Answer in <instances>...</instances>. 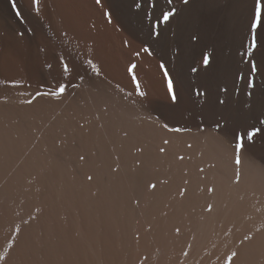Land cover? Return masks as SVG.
<instances>
[{"label": "bare ground", "instance_id": "6f19581e", "mask_svg": "<svg viewBox=\"0 0 264 264\" xmlns=\"http://www.w3.org/2000/svg\"><path fill=\"white\" fill-rule=\"evenodd\" d=\"M254 8L255 0H0V83H19L0 98L36 97L0 108V264H224L232 252V264H264V23L251 29ZM148 53L176 100L155 80L147 101L108 93L131 86L137 67L128 68ZM60 85V103L84 116L71 111L82 120L70 128L65 111L54 130L99 150L75 168L58 165L54 141L39 147L20 124L36 120Z\"/></svg>", "mask_w": 264, "mask_h": 264}, {"label": "rangeland", "instance_id": "374dc122", "mask_svg": "<svg viewBox=\"0 0 264 264\" xmlns=\"http://www.w3.org/2000/svg\"><path fill=\"white\" fill-rule=\"evenodd\" d=\"M152 0H138V3L139 4H148V3H150ZM145 21H147V22H151L147 17H145ZM146 55H148L147 57H140V61H138L139 62V64H138V62L136 63V67H137V76L138 77H136V82L137 83H139V86H140V91L141 92H143L144 93V91H145V93H144V95L145 94H147L146 92L147 91H149V88L151 87L150 86V84H153V81L155 80V82L157 81L158 82V85L160 86V84H161V86L162 87H164V89L166 90V92L168 93V99L169 100H172V93H170L169 92V89H168V79H167V77L165 76V74H164V72L162 71V67L160 66L161 64H159L160 62L156 59V57L155 56H153V55H151L150 53H148V54H146ZM143 59V60H142ZM150 59H152V60H150ZM142 60V61H141ZM148 60V61H147ZM154 61V62H153ZM29 64V63H28ZM28 64L26 63L24 66V68L22 69V71H21V73L22 74H26V76L27 77H30L31 76V74H32V68L30 67V64H29V66H28ZM150 64V65H149ZM139 65V66H138ZM65 66H66V64H65ZM29 67V68H28ZM47 67H49V65L47 66ZM150 67V68H149ZM26 69H28V70H26ZM41 69H42V67H41ZM147 69V70H146ZM158 69V70H157ZM43 70H46V67L43 69ZM158 71V72H157ZM25 72V73H24ZM34 72V71H33ZM20 73V74H21ZM149 73V74H148ZM28 74V75H27ZM30 74V75H29ZM147 74V75H146ZM23 75V76H24ZM157 75H159V76H157ZM157 76V77H156ZM152 78V79H151ZM157 78H158V80H157ZM162 80H163V82H162ZM13 81V82H12ZM15 80L14 79H12V80H8V81H5V82H2V83H0L1 85H0V94L1 93H8L7 91H10L8 88H9V86H11V85H17V84H19V83H17V82H14ZM17 83V84H16ZM4 84V85H3ZM10 84V85H9ZM132 84V83H131ZM164 84V85H163ZM5 86V87H4ZM19 86V85H18ZM136 83H134L133 82V84L131 85V86H127V87H125L124 89H121V90H109V89H107V90H109L108 91V93H111V92H113V93H121V95H126L128 98L129 97H133L134 99H137V98H139V94H138V92H137V90H136ZM160 86V87H161ZM132 87V88H131ZM141 87H143V88H141ZM2 88H3V91H2ZM28 88H30V87H27V89ZM128 88V89H127ZM5 89H7V90H5ZM50 90H52L51 92H53V91H56V89L54 90V89H50ZM80 90V91H79ZM147 90V91H146ZM5 91V92H4ZM18 92V91H20L19 89L17 90H15V92ZM58 91V90H57ZM82 91V93H84V90H83V88L81 87V89L80 88H76V89H74V95H76V94H78V95H80V92ZM98 91H103V93H105V91L106 90H104V89H100V90H98ZM112 93V94H113ZM132 93V94H131ZM170 93V94H169ZM22 95H25L24 93H22ZM82 96H84V94L82 95ZM149 96V95H148ZM27 96L25 95V100H24V102H23V104H18V103H14V102H12L11 100H9V101H4V99H2V98H0L1 100H0V108H3V107H8V108H12V109H18L21 105H23V106H32L34 103V101H35V96H34V98L33 99H28L27 100V98H26ZM143 97V96H142ZM38 98V97H37ZM64 98V97H63ZM84 98V97H83ZM132 98V99H133ZM146 101H147V99L149 100V99H152V98H149V97H146V95H145V97H143ZM155 98H156V96H155ZM140 99H142V98H140ZM61 100H62V98H61V95H58V96H51V97H49V100L47 101V102H44L43 103V106H45V108H43V110H40L41 109V107L40 108H38V106L39 105H37V107H36V109H38V110H36V112L38 113V114H36L37 116H40L41 115V113H43V112H45V110H46V112L45 113H43L44 114V116L43 115H41V117H37L36 116V120H35V118H34V120H31V121H29V120H27V122L26 121H20V124L23 126L24 124H26V126H25V130H26V132L27 133H29L30 135H31V138H33L34 137V139H35V141H36V143H37V145H39L40 143H39V141L41 140V139H44V141H45V144L47 145V144H51V146L53 145V150H52V147L51 148H49L50 149V151L48 152L49 153V155H50V153H51V155H50V157H51V159H52V156L54 157L52 160H54L56 163H58V165H68V166H70V167H73V168H75V167H78V166H80V165H82V164H85V162H87V159L89 160V157H90V149L91 148H93V155H94V158L93 159H97L98 157H99V150H98V148L96 147V144H94V143H86V144H84V143H81V141L80 140H82V138L81 137H79L76 133H66V134H64V136H65V138L64 137H62V135H63V133H59V132H57V131H55L54 129H55V127L57 126V122L59 123L60 122V116L65 112V111H68V113L69 114H71L72 116H68L67 115V117H65V119H67L68 121H69V123H73L74 125H72L73 127H70V128H74V126L76 127H78L79 126V124L81 123V122H79V121H81L82 119H79V117H75L74 115V113L76 112V111H74L75 109L77 110V111H79L80 110V107L79 106H77V108L75 107L73 110H72V108H73V106H74V102L73 103H70V105H67V104H65V103H63V104H61L60 102H61ZM4 101V102H3ZM28 101V102H27ZM31 101V102H30ZM131 103H129L128 104V108L129 109H132L133 108V100H129ZM46 103V104H45ZM48 108V110H47V108ZM92 112H93V109H90ZM39 111V112H38ZM71 111H73L74 113H70ZM74 114V115H73ZM78 114L80 115V116H84V112H81V111H79L78 112ZM60 115V116H59ZM57 116H59V117H57ZM85 116H87V115H85ZM73 117V118H72ZM39 118V119H38ZM61 118H63V117H61ZM70 118H71V120H70ZM64 119V121H65V124H66V121L67 120H65ZM72 119L74 120V122L72 121ZM92 119V117H86V120H89L88 121V123H90V120ZM37 120H38V122H37ZM41 121V123H39L40 121ZM35 123H34V122ZM67 121V122H68ZM31 122H33V123H31ZM85 122V123H84ZM29 123V124H28ZM69 123H67V124H69ZM79 123V124H78ZM83 123V125L84 124H86L87 123V121H83L82 122ZM87 123V124H88ZM31 124V125H30ZM35 125V126H33V125ZM76 124V125H75ZM92 124H96V123H92ZM28 125V126H27ZM82 125V126H83ZM30 126H32L31 128H33V130H34V132L32 131V129L30 128ZM29 127V129H27ZM36 127V128H35ZM39 127V128H38ZM70 128H69V130H70ZM35 129H36V131H35ZM37 129H39V131L37 130ZM29 130V131H28ZM53 130V131H52ZM33 132V133H31V132ZM51 131V132H50ZM35 133V134H34ZM57 133H59V134H62V135H59V134H57ZM49 134V135H48ZM70 134V135H69ZM29 135V136H30ZM33 135H35V136H33ZM33 136V137H32ZM62 137V139H60ZM79 137V138H78ZM81 138V139H80ZM101 138L103 139V136H102V134H101ZM34 139H32V143H33V140ZM46 139H49V140H51V141H48V140H46ZM53 139H55V140H53ZM57 139H59V141H61L62 143H59L58 141H57ZM49 142V143H47V142ZM52 141H54V143L52 144ZM57 143H59V144H57ZM41 143H44L43 141H40ZM44 144V145H45ZM57 144V145H56ZM41 145H43V144H41ZM41 145H39V147L41 146ZM41 146L42 148H44V147H46V145L45 146ZM55 146V147H54ZM48 148V145H47V147H46V149ZM110 148H111V146H110ZM49 149H47V150H49ZM112 149V148H111ZM113 150V149H112ZM52 151H53V153H52ZM87 151H88V154H87ZM108 151H109V157H110V160L111 161H113V158H114V155H113V152L110 150V149H108ZM26 152H25V150H23V152H22V154H25ZM53 154V155H52ZM81 156H83L84 157V159L83 160H81L80 159V157ZM103 156V155H102ZM99 159V158H98ZM84 161V162H83ZM83 162V163H82ZM55 163V164H56Z\"/></svg>", "mask_w": 264, "mask_h": 264}, {"label": "snow or ice", "instance_id": "6c2138e0", "mask_svg": "<svg viewBox=\"0 0 264 264\" xmlns=\"http://www.w3.org/2000/svg\"><path fill=\"white\" fill-rule=\"evenodd\" d=\"M34 2H37V0H34ZM100 0H97V3H99ZM184 3L187 4L188 3V0H184ZM13 8H15V4H13ZM17 15H19V13H17ZM105 15H108L107 13H105ZM173 15V12L169 11V12H165L163 14V21H168L169 17ZM262 23H264V9H262V0H255V8H254V19H253V22L251 24V29L253 31H255V29H257L258 26H260ZM256 40H255V37H253V40H252V43L249 45L248 47V52L251 53L252 50L256 47ZM145 52L148 51L147 48L143 49ZM203 63L205 65H207L209 63V58L208 56H204L203 57ZM136 67V65H132L131 67L128 68V72L129 73H132L133 72V69ZM161 67H163V65H161ZM255 66H253V70H254ZM65 71H67V66H65ZM195 70V69H193ZM165 76H167V73H165ZM132 80L134 83H136V90L138 92V94L140 96H143L144 93L141 92L139 89H140V86H139V83L136 82V77L135 75L132 76ZM249 87H251V82H249ZM168 89H169V92L171 93L172 92V83H171V80L168 81ZM65 88H64V85H60L59 86V90L58 91H54L51 93V95L53 96H58L60 94H62L64 92ZM172 100L175 101L176 100V96L175 95H172ZM261 123H264V121H262ZM174 131H179L180 129H173ZM261 129L259 128H256L254 129L253 131H249L247 132V140L251 141L253 139V137L257 134V132H260ZM236 143H235V152H236V163L237 165H239L240 163V151H241V148L243 147V144H242V138L237 136L236 138ZM165 144L168 143L167 140L164 141ZM160 152H164V149L161 148L160 149ZM81 160L84 159L83 156L80 157ZM239 170H237V173H236V179H237V182L239 181ZM89 180L92 179L91 176L88 177ZM148 187L150 189H155L156 188V185L155 184H149ZM213 189L209 188L208 189V192H212ZM180 195H184V190H181L180 192ZM208 211H211L212 210V206L211 205H208ZM176 232L179 233L180 232V229L177 228L176 229ZM245 240H251L252 237L251 236H245L244 237ZM237 253L236 252H232L231 255L227 256L224 264H232V261H233V258L236 257Z\"/></svg>", "mask_w": 264, "mask_h": 264}]
</instances>
